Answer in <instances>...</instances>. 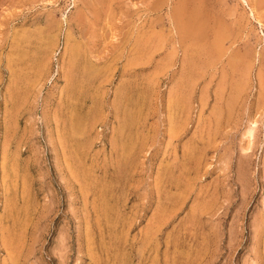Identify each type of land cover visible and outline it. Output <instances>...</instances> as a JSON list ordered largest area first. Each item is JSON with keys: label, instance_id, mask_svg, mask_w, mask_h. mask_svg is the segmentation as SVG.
Instances as JSON below:
<instances>
[{"label": "rangeland", "instance_id": "1", "mask_svg": "<svg viewBox=\"0 0 264 264\" xmlns=\"http://www.w3.org/2000/svg\"><path fill=\"white\" fill-rule=\"evenodd\" d=\"M188 1L0 0V264H264V0Z\"/></svg>", "mask_w": 264, "mask_h": 264}, {"label": "bare ground", "instance_id": "2", "mask_svg": "<svg viewBox=\"0 0 264 264\" xmlns=\"http://www.w3.org/2000/svg\"><path fill=\"white\" fill-rule=\"evenodd\" d=\"M188 1V0H187ZM180 2V4L181 3H183V2H181V1H179ZM246 3H247V1H245ZM186 3V2H185ZM179 4V5H180ZM191 4H193V6L194 5H196L197 4V0H189L188 1V3H187V8H188V6L189 5H191ZM263 5V4H262ZM185 6V7H186ZM177 7H179V6H177ZM182 7V6H181ZM186 8V9H187ZM192 7L190 6V8H188V9H191ZM194 8V7H193ZM192 8V9H193ZM186 9H184V8H179V9H175L174 10V14H176V19H177V21L178 22H180L179 24H181L182 26H183V29H184V31H185V33H188L189 35H191L192 33H194V29L196 28V24L198 23V21H199V17H201V16H196L195 14H193V13H187L186 12ZM187 9V10H188ZM191 9V10H192ZM189 11V10H188ZM251 11H252V13H253V16L255 17V8L254 7H251ZM193 12V11H192ZM199 13H200V11H199ZM210 19H212L211 17H210ZM256 20L262 25V26H264V24L258 19V18H256ZM176 20L174 19V22H175ZM176 21V22H177ZM177 22V23H178ZM200 22V21H199ZM176 25H178V24H176ZM181 28V27H180ZM178 30V29H177ZM198 31V30H197ZM187 36V35H186ZM85 75V74H84ZM86 76V75H85ZM88 77V76H87ZM81 82V81H80ZM78 84V83H77ZM81 85V84H80ZM76 91V90H75ZM77 91H78V89H77ZM80 92V91H79ZM72 95V94H71ZM75 96V95H74ZM127 97V96H126ZM128 98V97H127ZM72 101H73V99H72ZM77 101H78V98H77ZM128 101V100H127ZM130 101H128V103H129ZM73 103H75V101L73 102ZM131 103V102H130ZM71 104V103H70ZM76 104V103H75ZM74 104V106L76 107V105ZM73 106V107H74ZM124 106V105H123ZM127 106V105H126ZM130 106V105H129ZM72 108V107H71ZM128 108V107H127ZM74 109V108H73ZM130 108H128V110H129ZM123 111V110H122ZM72 112V111H71ZM70 112V113H71ZM78 112V111H77ZM80 112V111H79ZM127 112V111H126ZM80 114V113H79ZM132 114V113H131ZM71 115V114H70ZM77 115H78V113H77ZM129 116H130V114H128ZM73 116H74V113H73ZM129 116H126V118L127 117H129ZM79 117H81V116H79ZM74 118V117H73ZM75 118H76V115H75ZM79 119V118H78ZM84 119H85V117H84ZM73 120V119H72ZM80 120V119H79ZM83 120V119H82ZM128 120H129V118H128ZM81 121V120H80ZM126 121V120H125ZM79 122V121H78ZM81 122H83V121H81ZM128 123V122H127ZM129 124V123H128ZM134 124V123H133ZM73 125V124H72ZM75 125V124H74ZM69 126V125H68ZM77 126V125H76ZM73 127V126H72ZM70 130V129H69ZM73 130H74V128H73ZM82 130V129H81ZM253 130V129H252ZM79 132H81V131H79ZM71 134V133H70ZM82 134V133H81ZM72 135L74 136V134L72 133ZM72 135L70 136V137H72ZM69 137V138H70ZM130 142V141H129ZM73 151H74V149H73ZM74 153H75V151H74ZM76 154V153H75ZM107 193V192H106ZM103 195H104V193H103ZM103 202V201H102ZM106 203V202H105ZM109 203V202H108ZM105 207V206H104ZM108 207V206H107ZM109 209H110V207H109ZM105 210V209H104ZM107 210H108V208H107Z\"/></svg>", "mask_w": 264, "mask_h": 264}]
</instances>
